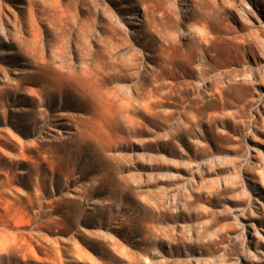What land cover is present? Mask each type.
Listing matches in <instances>:
<instances>
[{"label":"rangeland","instance_id":"374dc122","mask_svg":"<svg viewBox=\"0 0 264 264\" xmlns=\"http://www.w3.org/2000/svg\"><path fill=\"white\" fill-rule=\"evenodd\" d=\"M0 264H264V0H0Z\"/></svg>","mask_w":264,"mask_h":264}]
</instances>
